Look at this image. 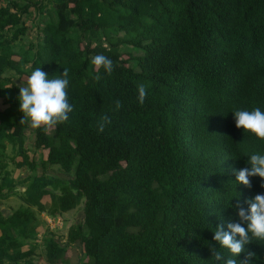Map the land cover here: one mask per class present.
Wrapping results in <instances>:
<instances>
[{"label": "trees", "instance_id": "16d2710c", "mask_svg": "<svg viewBox=\"0 0 264 264\" xmlns=\"http://www.w3.org/2000/svg\"><path fill=\"white\" fill-rule=\"evenodd\" d=\"M32 13L38 35L26 47ZM99 54L111 75L94 70ZM37 67L50 78L68 69L73 112L54 130L31 129L26 144L13 73L26 83ZM1 97L0 197L20 203L0 208V264H44L39 214L63 218L78 205L64 241L53 232L62 224L42 235L45 264H68L76 240V264H223L211 249L231 254L215 228L239 222L237 199L264 194L259 176L251 188L236 181L233 169L264 155V141L232 113L264 111V0H0ZM37 148L47 151L35 159ZM245 247L264 264V242Z\"/></svg>", "mask_w": 264, "mask_h": 264}, {"label": "clouds", "instance_id": "9594fccd", "mask_svg": "<svg viewBox=\"0 0 264 264\" xmlns=\"http://www.w3.org/2000/svg\"><path fill=\"white\" fill-rule=\"evenodd\" d=\"M94 70L99 73L101 69L108 75L114 70L113 61L102 55H95L91 59ZM101 79L100 75L96 76ZM68 69L64 68L62 74L50 78L49 74L41 67L35 68L27 78V82L16 86L19 88V111L23 113L20 123H27L31 129H41L45 132L54 130L58 125L69 120V114L73 112V105L69 102ZM138 102L143 105L147 97V88L144 84L137 86ZM122 107L120 100L115 101V109ZM235 124L238 129L254 134L258 139L264 141V111L260 108L248 110H235L232 112ZM111 119L107 116L102 118L99 130L102 132ZM250 167L240 170L233 169L236 181L247 188L252 187L250 178L259 176L264 180V155L253 154L247 162ZM264 187V184L261 185ZM243 204H247L245 208ZM243 204L237 199L235 208L239 222L228 224L229 231L223 230V225L215 228L213 239L231 254L226 260L220 251L212 248V257L216 262L223 261V264H238L235 259L241 253H245L239 264H251L256 254L246 249V245L255 241L264 242V194H257L254 199H248ZM246 224L247 227L243 225ZM238 237V238H237Z\"/></svg>", "mask_w": 264, "mask_h": 264}, {"label": "rangeland", "instance_id": "374dc122", "mask_svg": "<svg viewBox=\"0 0 264 264\" xmlns=\"http://www.w3.org/2000/svg\"><path fill=\"white\" fill-rule=\"evenodd\" d=\"M36 16H38V14L36 15V13H32L30 17H28V18L27 17H24L25 18V23L27 24V27L28 28H27V33L25 34V36L22 38L21 41H23L25 43V46L26 47H27V45L30 42H35L37 40L38 32H37V29H36V24H34V20H33V18L36 17ZM13 76H14L15 81L18 84H20L21 83V80H24V78H25V76H23V75L18 77V75L14 74V73H13ZM7 85L10 86L11 84L8 83ZM7 104H8L7 101H4L3 98L1 97L0 98V107L3 108L5 106H7ZM30 130H31V128L29 126L26 127V129H25V134L27 136V138H26V144H28V143L29 144H32V141H33L32 140V134L30 133L31 132ZM46 151H47L46 148H37V149H34V151L33 150H30L29 151V154L32 157H34L35 159H38L39 156H41V154L44 155L46 153ZM22 173L26 175L27 174V171L20 170V174L18 173V175H21V177L24 176V175H22ZM7 202L12 203L13 205L16 206V205H18L20 203V198L18 196H16V195H13V194H10L9 196L4 197V198H1L0 197V204L1 205L2 204H6ZM77 210H80V211L82 210L81 209V205H78L75 208V210H72V212H75ZM60 217H61V220H62V225L60 227H57V228L53 227V230H54L53 232L56 233V234H58V238L60 240H63L64 241V239L66 238L65 235H66V231H67L66 222L69 220V217H66L64 214H63V218H62V216H60ZM49 219H51V217L48 218L47 220L49 221ZM50 223L52 225L53 224V221H51ZM38 237L39 236H37V239H39L38 241H40V238H38ZM76 245L78 246V249L80 251V254L77 251L76 256L79 255V258H80L81 255H82V250H81L82 246H81V243L78 240H76ZM35 252H36V255L34 257L36 259H39V261H42V259H43L42 256H38L39 254L42 255V253H43V245H42V243H40V245H37V247L35 248Z\"/></svg>", "mask_w": 264, "mask_h": 264}, {"label": "crops", "instance_id": "0c3cea01", "mask_svg": "<svg viewBox=\"0 0 264 264\" xmlns=\"http://www.w3.org/2000/svg\"><path fill=\"white\" fill-rule=\"evenodd\" d=\"M55 168H56V166H51L50 168H48V170H52V169L55 170ZM37 170L38 171L41 170V167L39 166ZM19 171L20 170H16V173L14 175L20 173ZM24 171H27V174L29 173V170H27V169L24 170ZM23 173H22V175L25 176V174H23ZM56 173L59 174V175H61V176H64L65 175L63 172L58 171V170H56ZM8 206L0 205V208L2 210H4L5 212H9L10 209H9ZM75 208H72V209H69V210L63 212V214L66 217H69V220L66 222V228H68V226H70L72 223H77L78 221L82 220L83 210H81V211L80 210H77L75 212H72V210H75ZM50 217L51 216L49 214L45 213V212H41L39 214V218L40 219H39V224L37 225V236H39L38 238H40L39 245L41 243L42 235L47 231V228H50L51 227L50 224H49V222H48V220H47ZM77 251L80 254V251H79L78 246L76 245V243H74V244H68L67 245V254L69 256V262H68V264H76L78 262L77 260H79V255L76 256ZM42 258L43 259L40 262L45 264L46 261H45V259H44L43 256H42ZM37 261H39V259Z\"/></svg>", "mask_w": 264, "mask_h": 264}, {"label": "built area", "instance_id": "2783aa9c", "mask_svg": "<svg viewBox=\"0 0 264 264\" xmlns=\"http://www.w3.org/2000/svg\"><path fill=\"white\" fill-rule=\"evenodd\" d=\"M51 221H53V224L51 225ZM49 224L50 226H55V225H58L60 226L62 224V220H61V217L60 216H57V217H51V219H49Z\"/></svg>", "mask_w": 264, "mask_h": 264}, {"label": "water", "instance_id": "95a60500", "mask_svg": "<svg viewBox=\"0 0 264 264\" xmlns=\"http://www.w3.org/2000/svg\"><path fill=\"white\" fill-rule=\"evenodd\" d=\"M24 189V187H22Z\"/></svg>", "mask_w": 264, "mask_h": 264}]
</instances>
